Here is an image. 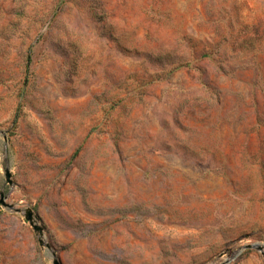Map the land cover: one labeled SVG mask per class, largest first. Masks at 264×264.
<instances>
[{"label": "rangeland", "instance_id": "1", "mask_svg": "<svg viewBox=\"0 0 264 264\" xmlns=\"http://www.w3.org/2000/svg\"><path fill=\"white\" fill-rule=\"evenodd\" d=\"M0 264H264V0H0Z\"/></svg>", "mask_w": 264, "mask_h": 264}, {"label": "water", "instance_id": "2", "mask_svg": "<svg viewBox=\"0 0 264 264\" xmlns=\"http://www.w3.org/2000/svg\"><path fill=\"white\" fill-rule=\"evenodd\" d=\"M18 212H20V210H17ZM25 217H26V219L32 224V226L34 227V229L36 230V232L39 234V236H40V243L42 244V245H44L45 244V241H44V239H43V236H44V230H43V228H42V226L41 225H39L37 222H36V220H35V218H34V213H33V211L31 210V209H27V210H25ZM252 247V245H247L246 247H244V248H251ZM244 248H242V249H240L236 254H235V256H237ZM259 249H263L262 248V246H259L258 247Z\"/></svg>", "mask_w": 264, "mask_h": 264}]
</instances>
